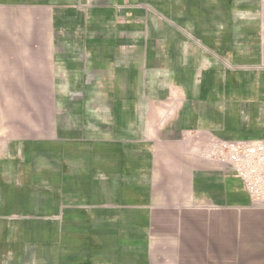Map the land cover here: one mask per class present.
<instances>
[{
    "label": "crops",
    "instance_id": "crops-1",
    "mask_svg": "<svg viewBox=\"0 0 264 264\" xmlns=\"http://www.w3.org/2000/svg\"><path fill=\"white\" fill-rule=\"evenodd\" d=\"M0 85V264H264V0H0Z\"/></svg>",
    "mask_w": 264,
    "mask_h": 264
},
{
    "label": "built area",
    "instance_id": "built-area-1",
    "mask_svg": "<svg viewBox=\"0 0 264 264\" xmlns=\"http://www.w3.org/2000/svg\"><path fill=\"white\" fill-rule=\"evenodd\" d=\"M216 158L242 184L251 201L264 207V138L221 141Z\"/></svg>",
    "mask_w": 264,
    "mask_h": 264
},
{
    "label": "rangeland",
    "instance_id": "rangeland-1",
    "mask_svg": "<svg viewBox=\"0 0 264 264\" xmlns=\"http://www.w3.org/2000/svg\"><path fill=\"white\" fill-rule=\"evenodd\" d=\"M2 87V85H0ZM15 87L12 85H5V91H8L10 88ZM7 88V89H6ZM9 92V91H8ZM3 93H0V133L1 135H9V134H21V132L18 131H13L12 133L8 132L9 130L12 129H17L22 126L24 123V116L27 114L32 113V107L34 105L40 104V106L43 107H48V101L43 100V101H35V100H17V99H11L12 96H9V99H2ZM25 113V114H24ZM26 119L32 120V115L25 116ZM32 122V121H31ZM251 203H253L251 201ZM210 214H214L212 212H209ZM208 212H202V218H207L209 215ZM219 216V215H218ZM201 264H208V260H202Z\"/></svg>",
    "mask_w": 264,
    "mask_h": 264
}]
</instances>
